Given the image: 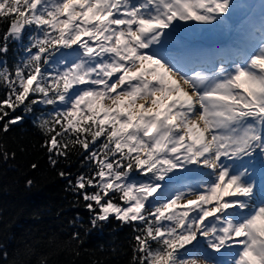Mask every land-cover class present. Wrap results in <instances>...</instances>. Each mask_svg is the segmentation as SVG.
Returning <instances> with one entry per match:
<instances>
[{
  "label": "snow or ice",
  "instance_id": "snow-or-ice-1",
  "mask_svg": "<svg viewBox=\"0 0 264 264\" xmlns=\"http://www.w3.org/2000/svg\"><path fill=\"white\" fill-rule=\"evenodd\" d=\"M231 9V0H0V54L9 42L24 54L11 69L0 61V136L23 120L19 109L42 107L35 126L49 164L82 156L88 170L71 191L92 228L110 217L132 227V264H264V28L207 70L165 51L182 24L222 23ZM257 154L259 185L245 160ZM15 156L0 143V160ZM70 239L79 244V233Z\"/></svg>",
  "mask_w": 264,
  "mask_h": 264
},
{
  "label": "trees",
  "instance_id": "trees-1",
  "mask_svg": "<svg viewBox=\"0 0 264 264\" xmlns=\"http://www.w3.org/2000/svg\"><path fill=\"white\" fill-rule=\"evenodd\" d=\"M6 30L7 24L0 21V43ZM20 48L9 42L0 61L6 60L11 69L24 55ZM41 111L38 107L25 114L19 109L16 114L23 120L0 136L7 151L16 153L14 159L0 160V264H40L44 258L46 264H132V227L110 217L92 228L85 202L71 191L68 181L88 170V165H80L82 156L74 154L71 162L56 167L49 164L35 126ZM32 163L37 169H31ZM61 170L71 176L61 178ZM74 232L79 233V244L70 239Z\"/></svg>",
  "mask_w": 264,
  "mask_h": 264
},
{
  "label": "rangeland",
  "instance_id": "rangeland-1",
  "mask_svg": "<svg viewBox=\"0 0 264 264\" xmlns=\"http://www.w3.org/2000/svg\"><path fill=\"white\" fill-rule=\"evenodd\" d=\"M231 3V11L225 14L224 21L226 22V24L214 23L212 25H203L198 22H189L187 26L182 24L181 28L177 32H175L172 35L171 39L168 41L171 53L178 52V49L186 47L189 43L197 45L200 39H209L212 41L216 40L219 42L218 50H216L215 53L212 54L213 61L210 63H206L205 60L194 61V63L190 64L189 66L195 65L197 67V70H206L212 68L213 65L218 66L219 62L221 60H225V57H228L229 55L236 58L240 51L244 48L243 42L245 37L241 39L240 34H243V36H249L250 29L254 21L251 19L256 17L259 18V15L257 16L258 12L256 11V8H258L259 12L264 9V0H231ZM248 11H251L250 14L253 17L251 16L250 18V14L246 15L244 17V20L249 21V24L248 26H244V21L239 20ZM234 32L238 33V37L235 36ZM226 34V37H222ZM224 39L228 41L227 44L220 43ZM246 40L248 41V39ZM230 45L232 46L230 47ZM198 46H200V44H198ZM245 160L248 161V164L246 166L248 167V171L250 174L252 173L253 168H256V165L262 164V159L258 156V154L254 155L250 160L249 158H245ZM255 172L257 171L255 170ZM257 176L258 175L255 173L254 182L256 184V181L258 179ZM197 179V177L192 176L189 177L187 180L183 181V183L195 182Z\"/></svg>",
  "mask_w": 264,
  "mask_h": 264
},
{
  "label": "bare ground",
  "instance_id": "bare-ground-1",
  "mask_svg": "<svg viewBox=\"0 0 264 264\" xmlns=\"http://www.w3.org/2000/svg\"><path fill=\"white\" fill-rule=\"evenodd\" d=\"M200 43L201 41H198L197 45H193L192 43H189L186 47L182 49H178L177 50L178 52L171 54L177 56L182 60V62L188 65L194 63V61L205 60L206 63L212 62L213 61L212 54H214L215 51L218 50L219 44L217 46L212 47L211 49H208L206 47L199 48L198 44ZM167 47H170L169 42L166 45V48Z\"/></svg>",
  "mask_w": 264,
  "mask_h": 264
}]
</instances>
